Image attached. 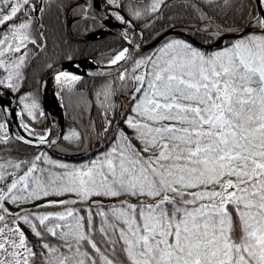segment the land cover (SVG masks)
Wrapping results in <instances>:
<instances>
[{
  "label": "snow or ice",
  "instance_id": "1",
  "mask_svg": "<svg viewBox=\"0 0 264 264\" xmlns=\"http://www.w3.org/2000/svg\"><path fill=\"white\" fill-rule=\"evenodd\" d=\"M102 2V26H120L128 45L113 51L115 78L96 93L105 121L96 135L106 147L79 165L43 151L0 155V264H264V0L242 6L247 29L223 46L165 37L147 55L143 29L140 42L131 36L138 21L167 19V0ZM182 6L202 25L198 34L222 41L227 29L210 10L233 0ZM45 10V0H0L5 116L15 109L3 97L21 92L30 54L45 45ZM81 81L58 71L54 95ZM117 91L127 104L117 106ZM18 105L17 115L46 116L32 93L18 95ZM8 123L0 122V148L11 140ZM22 127L31 137L16 138L23 143L56 144ZM83 139L75 130L63 136Z\"/></svg>",
  "mask_w": 264,
  "mask_h": 264
},
{
  "label": "trees",
  "instance_id": "2",
  "mask_svg": "<svg viewBox=\"0 0 264 264\" xmlns=\"http://www.w3.org/2000/svg\"><path fill=\"white\" fill-rule=\"evenodd\" d=\"M167 2L169 7L164 9V16L167 19H161L150 27H145L140 21L136 23L139 32L143 29V44H149L169 31L177 32L168 35L166 38L169 40L187 39L205 49H213L217 44L223 46V43L236 38L225 37L222 41L204 39L203 34L196 32V29L202 25L189 10L182 6L184 0H167ZM247 4L248 0H233L231 8L210 10L215 23L227 29L223 37L237 34V29H247L245 21L241 19L244 11L242 6ZM45 5L46 10L42 21L45 25V45L41 50L30 54L29 64L24 70V78L20 84L21 92L15 94L17 98L18 95L28 93L36 95L41 110L43 108L40 99V83L50 67L64 61L80 59H91L99 64H108L113 51L126 47L125 41L120 36L113 33L102 34L105 27L94 13L92 0H45ZM79 6H83L86 12L81 13ZM92 18H95V23ZM152 50L153 48L141 54L147 55ZM114 78L115 76L82 77V81L74 92H66L63 96H59L64 108L63 136L72 130L78 131L84 136L82 143H69L62 138L52 149H41L28 147L10 136L9 144L0 148V155L6 158H28L43 151L55 159L76 165L93 158L98 151H103L106 147V143L96 135L101 132L102 125L105 123L104 109L101 107L102 98H98L96 93L106 81H112ZM58 90L56 86V91ZM125 95L126 93L117 91L114 98L117 106L127 104ZM22 118L38 134L46 133L49 127L46 116L32 120L25 113ZM0 122H4L3 112H0Z\"/></svg>",
  "mask_w": 264,
  "mask_h": 264
},
{
  "label": "water",
  "instance_id": "3",
  "mask_svg": "<svg viewBox=\"0 0 264 264\" xmlns=\"http://www.w3.org/2000/svg\"><path fill=\"white\" fill-rule=\"evenodd\" d=\"M95 3H96V0H92L94 13H95L96 17L98 18V20L103 24V21L101 19H99V17H105V15L102 11V0L100 3L101 11H99V13H97V11H96ZM111 24L117 25V22L111 21ZM136 31L138 32L137 29H136ZM122 32H123V29L120 26H110V27L105 28V30L102 31V34L113 33V34L121 37ZM173 33H177V32L169 31V32L163 34L162 36H160L159 38H157L156 40H154L153 42H151L149 44H143L142 43V48L139 51H141V53H142L144 51H147V50L154 48V46H156L158 43H160L165 37H167L168 35L173 34ZM236 36H237V34H229V35L224 36L223 38H225V37H236ZM137 42H140V41L137 39ZM125 43H126V46H128L126 41H125ZM67 68H73L82 77L106 78V77L115 76L118 66H111L109 64H99L96 61L91 60V59H80V60L64 61V62H61L59 64H56V65L50 67L45 72V74L43 75L41 83H40V99H41V104H42L43 110L46 113V117H47V120L49 122V129H48L49 139L56 141V144L51 146V147L48 144L40 145V146L28 145V144H25L22 141L16 139L19 136H24L26 139H31V137H28V134L24 133L19 128L18 124L16 123V121L14 119V112H10L7 116H5V114L3 113L5 120H7L9 122L8 123L9 136L13 137L17 141H19L20 143H22L28 147L41 148V149H52L61 141V139L63 138V134H64V116L62 117V122H58L56 120L55 115L52 112L50 102H49V89H50L51 83H52L56 73L60 70H64ZM5 91H7V90L6 89H0V95H2ZM3 98L5 100H11L12 101V108H14L15 110L17 108H19L18 98L15 94L12 96H4Z\"/></svg>",
  "mask_w": 264,
  "mask_h": 264
},
{
  "label": "bare ground",
  "instance_id": "4",
  "mask_svg": "<svg viewBox=\"0 0 264 264\" xmlns=\"http://www.w3.org/2000/svg\"><path fill=\"white\" fill-rule=\"evenodd\" d=\"M104 9V4L102 2V11L104 13V15L106 16V13L105 11L103 10ZM114 21V20H113ZM116 22V21H114ZM137 35H138V32L136 31V34L135 35H132L131 38L133 40H136L137 41ZM66 71H71V72H75L76 74H79L76 70H74L73 68H67V69H64ZM55 83V77L51 83V86H50V89H49V102H50V106H51V109H52V112L53 114L55 115V118L58 122H62V110H61V107H60V104L58 102V99H57V96L54 95L55 94V91L53 90V84ZM20 112V109L17 108L14 112V119L16 121V123L18 124L19 128L27 134V131L22 127V123H23V120L21 118L20 115H17V113Z\"/></svg>",
  "mask_w": 264,
  "mask_h": 264
},
{
  "label": "rangeland",
  "instance_id": "5",
  "mask_svg": "<svg viewBox=\"0 0 264 264\" xmlns=\"http://www.w3.org/2000/svg\"><path fill=\"white\" fill-rule=\"evenodd\" d=\"M56 86H57V84H56V82L53 84V90L55 91V93L57 92L56 91ZM57 99H58V102H59V104H60V107H61V110H62V114H64V109H63V104H62V102H61V100H60V98H59V96H57ZM20 109V108H19ZM20 111H21V109H20ZM63 117V116H62ZM21 118H22V116H21ZM22 120H23V118H22ZM23 123H26L24 120H23ZM48 132V130L46 131V133Z\"/></svg>",
  "mask_w": 264,
  "mask_h": 264
}]
</instances>
